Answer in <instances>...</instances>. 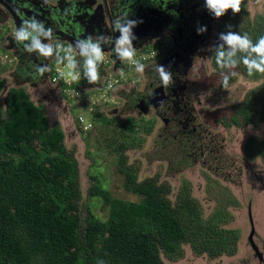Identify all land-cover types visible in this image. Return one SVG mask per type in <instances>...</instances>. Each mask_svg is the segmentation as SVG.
Instances as JSON below:
<instances>
[{
    "label": "trees",
    "instance_id": "16d2710c",
    "mask_svg": "<svg viewBox=\"0 0 264 264\" xmlns=\"http://www.w3.org/2000/svg\"><path fill=\"white\" fill-rule=\"evenodd\" d=\"M243 33L253 41L264 35L255 30ZM241 55L237 52L236 58ZM237 69L246 74L242 64ZM53 76L62 90L79 92L81 82L67 85L58 72ZM251 78L259 80L264 75ZM210 79L209 85L221 84L218 73ZM4 86L0 78V264H165L163 255L173 259L184 243L209 255L235 250V232L204 220L185 184L180 183L173 199L170 182L158 177L160 173L140 179L138 170L126 164L124 152L143 141L139 124L143 122L149 132L155 118L115 115L112 138L106 134L109 129L97 124V110L92 111L96 117L88 120L85 129V120L77 115L81 132L93 130L94 123L104 127L101 132L109 138L108 149L118 154L116 171L123 177L124 190L135 196L128 200L116 197L102 186L98 175H91L94 183L88 196L100 199L107 216L94 213L93 204H87L83 214L78 164L65 148L62 127L50 125L43 105L36 104L25 89L11 86L2 95ZM234 106L227 123L264 122V82ZM103 120L106 125L112 122L107 116ZM250 141L248 147L253 151L256 141Z\"/></svg>",
    "mask_w": 264,
    "mask_h": 264
},
{
    "label": "flooded vegetation",
    "instance_id": "af4514ba",
    "mask_svg": "<svg viewBox=\"0 0 264 264\" xmlns=\"http://www.w3.org/2000/svg\"><path fill=\"white\" fill-rule=\"evenodd\" d=\"M160 1L162 2L158 3V0H86L85 3H82L84 0H0L3 4V6L0 4V22H4L6 19L12 21L9 18L12 12H25L29 16V20L34 18L43 25V30H35L34 36L40 44L50 45L53 48V54L51 57H43L36 51L35 55L38 56L41 67L46 66L49 60L63 57L64 51H68L70 46L66 40L68 38L75 40L78 35L84 36L86 39L81 38L91 42L94 46L97 42V47L100 50L111 48L110 52L103 51L104 61L99 69L100 81L96 85L103 87L104 82L106 86L108 80L112 84L113 87L112 90H109L108 97L111 96V99H114L117 105L110 111L112 110L113 115L117 114L120 118L145 116L142 112L139 113L137 105L142 100L145 102H149L150 99L158 100L159 103L155 107L148 106L146 115H148V118H155L156 120L152 131L160 140L157 145L161 147V152L165 154H161V156L166 158L168 169L175 168L174 176H176L180 175L178 170L180 166H183V168L185 165L190 164L196 166L198 160L204 162L202 157L206 152H217L222 147L221 141L226 142V132L228 133L230 130L228 128L231 126L234 129L238 125L233 122L227 123L228 119L224 117H218L224 118L218 122L216 121L217 117L213 120L212 111H216L219 106L228 111L229 109L233 110L234 105L242 101L244 96L240 100L241 92L223 93L221 90L204 92L198 88L202 83L203 73L206 72L204 75L209 78L208 76L212 71L211 67L216 63L215 50L212 51L211 49L216 44L223 43L218 40V34L227 32L229 29L227 26L232 25L231 19L228 22L227 14L219 19L213 18L203 7L204 0ZM27 3L34 6L36 10L32 6L29 7ZM245 3L244 0L240 13L243 12ZM157 4L161 5L162 11H164L160 12L159 15L162 22L158 23L156 19H140L137 24L139 31L137 33L133 32L136 37L133 40L136 59L146 66L144 73H137L130 62L119 61L115 58L116 53L113 51H115L120 33L118 30H113V21L125 14H128L127 18L131 19L134 7L140 10L155 9L153 7H157ZM192 6H198L195 8V12H193ZM179 8H182L181 13L191 14L185 19L186 24L190 27L185 32L186 40L177 33L175 35L176 25L179 21L177 11ZM236 20L241 23L239 18H236ZM79 23L86 26L84 33L83 30L80 33L78 32L76 26H80ZM198 26H206V31L198 35L196 32ZM49 29H51V33L46 34ZM93 32L96 33V42ZM78 46L84 51L90 50L85 43L78 44ZM180 46L189 47L182 54L185 55L188 51L184 57L176 52L177 50L181 51ZM146 53L149 59L142 58L141 55L146 56ZM175 53H177L175 61L167 62L174 57ZM8 54L7 62H10L9 60L13 57L11 52H8ZM40 57L43 59L42 61ZM114 59L116 60L115 63H113ZM19 60L22 63L18 61L14 74H11L12 71L3 72L4 75L0 74L5 87L11 85V81L14 79H24V72L17 69L20 66L25 68L26 66L23 64L26 62L23 61L22 57H19ZM166 62L168 66H166ZM1 64L3 65L1 68L3 71L6 64L2 62ZM115 64H117L116 68ZM154 64L162 65L172 73L173 83L168 88L158 86V79L152 68ZM47 68L46 72L42 75L39 74L38 79L40 81L37 82L39 84L36 87H28L36 94L41 92L46 84L44 89L46 93L42 94V99H47L52 104L57 102V106L62 103L59 98L65 99L64 92L57 93L52 89L51 66L47 65ZM80 79L84 81L86 77L83 75ZM85 87H91V85L85 84ZM95 89L99 90L98 87H95ZM159 100H162L161 103ZM69 120L75 122L71 113ZM210 122L217 124V126L213 127ZM218 132L220 134L216 137ZM171 164L173 165L171 166ZM170 181L172 180L170 179ZM251 220L249 217L250 231L247 236V244L252 249L253 254H255V250L252 244L258 248L263 260L261 261L256 254L254 256L258 260L257 264H264V243L256 242L255 239L259 235L254 229L253 220L252 222ZM251 231H253V243L249 240Z\"/></svg>",
    "mask_w": 264,
    "mask_h": 264
},
{
    "label": "rangeland",
    "instance_id": "374dc122",
    "mask_svg": "<svg viewBox=\"0 0 264 264\" xmlns=\"http://www.w3.org/2000/svg\"><path fill=\"white\" fill-rule=\"evenodd\" d=\"M245 1L242 13L233 15L231 10L227 13L228 22L231 19L232 24L230 30L239 33L250 30L254 32L255 30L264 33V20L261 19L264 16V5L256 4L255 0ZM235 17L239 18L241 23H238ZM3 48L4 46L0 45L1 56L5 52ZM54 65L57 67V72L63 73L66 82L72 79L73 72H78L80 78L85 72L83 68L69 69L67 64L63 63ZM2 67L3 65L0 62V69ZM211 69L209 78L204 75L206 72L203 73L202 83L198 86L204 92H210L211 90H221L223 93L241 92V100L243 96L244 99L248 98V94L252 90L259 89L260 84L264 82V78L252 79L236 68V75L232 77L233 81L229 85V90H226L221 87L220 82L209 84L212 82L211 76L218 73L219 78H222L223 72L227 70H222L217 65H214ZM3 72L6 71L1 69L0 74L4 75ZM13 81L19 85L23 83V80L14 79ZM13 81H11L12 84H15ZM57 83L59 81H53V88H56V90L59 88L62 91L61 85H57ZM6 87L2 90L3 94L6 92ZM27 87L26 85L25 88L27 89ZM45 87L46 84L43 86L40 95L38 94L40 92L35 94L33 90H30L29 95L34 98L33 101L36 99L41 105H43V100L47 101L38 99L46 93ZM60 91L58 90L57 93ZM78 91L76 93L72 89H67L65 91L67 98L65 99L68 102L64 100V104L71 111L75 122L69 120L70 113H68V109L64 110L60 106L62 103L56 106L57 102H55L56 104L46 102V113L51 126L56 124L62 127L65 132V148L73 154L77 161L81 192L80 210L84 214L86 205L93 204L91 206L93 212L105 218L107 212L102 209L100 199L88 196V188L94 183L91 175H98L102 186L114 196L126 200L135 198L133 194L124 190L123 177L116 171L118 154L114 153L115 151L111 152L112 147L108 149L109 138L103 136L101 132L104 129L103 126H105L106 129H109L106 134H110L113 138L115 130L111 128L116 122L114 116L119 115H113L110 109L114 108L117 103L114 99H111V96L108 97L109 91L106 89L97 91L91 87H81ZM94 110H97L98 121L96 122L98 125H103L101 126L102 129L97 125L94 126L96 124L94 123L93 130L81 132V127L76 122L77 115H82V119L85 120L82 122L85 129L88 120L93 116L96 117V112H92ZM108 111L110 112L108 113ZM227 111V109L219 106L216 111H212V119L214 120L216 117L228 119V115L234 113V107L233 110L229 109ZM99 112L110 118L112 122L107 123V125L104 124L103 119L105 117ZM144 115L142 117L148 119V115ZM143 124V122L139 124L138 128V135H142L143 141L140 146L124 152L126 164L138 170L140 179L152 177L156 172L160 173L158 177L162 180L165 178L170 181L171 179L172 186L170 185L169 197L173 199H175L180 183L185 184L188 188L187 194L199 205L198 209L204 220H213L214 225L216 224L223 230L233 231L238 236V239L234 242L235 250L233 252L211 256L197 251L190 243H184L181 245V253L178 256L169 259V257L163 255V262L165 264H257L258 260L247 244V236L250 231V212L254 229L259 235L255 240L258 243H264V122L259 121L256 125L253 123L239 124L234 129L230 126L228 128L230 130L228 133L226 132V142L221 141L222 147L217 152H206L202 157L204 162L198 160L196 166L192 164L185 165L184 168L180 166L178 169L180 175L176 176H174L175 168L168 169L166 158L161 156V154H165L161 152V147L157 145L160 140L155 132L152 130L145 131ZM210 124L213 127L217 126L212 122ZM219 134L220 132L217 133L216 137ZM251 139L256 141L253 151L248 147L251 146ZM167 180L164 181L168 182Z\"/></svg>",
    "mask_w": 264,
    "mask_h": 264
},
{
    "label": "clouds",
    "instance_id": "9594fccd",
    "mask_svg": "<svg viewBox=\"0 0 264 264\" xmlns=\"http://www.w3.org/2000/svg\"><path fill=\"white\" fill-rule=\"evenodd\" d=\"M243 3L244 0H204L203 7L212 15L213 18L219 19L222 16L226 15L229 10H231V13L233 15L240 13ZM255 3L264 5V0H255ZM127 17L128 14H125L124 16L118 17L113 21V30H118L120 33L119 39L116 43L115 58L119 61L130 62L134 66L137 73H144L146 66L140 60L136 59L135 47L133 46V40H135L136 37L132 29L137 25L138 21L128 19ZM227 27L229 28L227 32L218 34V40L222 41L223 43L216 44L211 50H215L214 52L216 65L222 70H227L222 74L221 87L223 89L229 90V81L233 76L236 75L235 69L240 64H242L246 69V74L248 77H253L256 74L264 75V35H260L255 41H253L252 37L249 36L248 33L241 34L239 32H233L230 30V25ZM29 29H32L33 31L40 29L42 31L43 25L38 23L34 18L31 20L23 19L21 21L19 29L13 34L14 38L18 42H22L31 37L32 44L30 46L25 45L26 50L30 52L33 49H36L43 57H51L53 54V48L47 44H40L39 40L36 39V37L33 35V32L29 31ZM205 31L206 26H198L196 28V32L198 35L203 34ZM50 33L51 29H49L48 33L46 34ZM224 45H227L226 49L224 48ZM66 52L67 50L64 51L63 57H58V60H56V62L51 65V84L53 83L52 77H54V73L57 72V67L54 64L58 63L67 64L69 69L76 70L78 68H83L85 70L84 76L86 77V80L84 81L80 79V75L78 72H73L72 74V81L81 82L80 87L82 88L85 87V84H96L100 81L101 75L98 69V63H103L104 53L101 52V50L97 46L90 47V55L83 62H78L76 59V55L70 50H68V52L72 56L69 55L68 57H66ZM237 52L242 53V55L238 59L236 58ZM7 54L8 52L5 51V54H3V59L7 60ZM0 62L2 61L0 60ZM115 62L116 60L114 59L113 63ZM152 68L156 73L158 86L168 88L173 83L172 73L166 70L164 66L154 64ZM47 70V66L38 68V71L41 75ZM59 77H63L64 81L65 77L63 76V73H59ZM95 87H92L91 85L92 89H95ZM109 87H111V85H109ZM98 89H106L107 91L110 90L105 87L104 82L103 87L100 86L98 87ZM62 91L65 93L66 89Z\"/></svg>",
    "mask_w": 264,
    "mask_h": 264
},
{
    "label": "water",
    "instance_id": "95a60500",
    "mask_svg": "<svg viewBox=\"0 0 264 264\" xmlns=\"http://www.w3.org/2000/svg\"><path fill=\"white\" fill-rule=\"evenodd\" d=\"M86 2V0H84V2H82V3H85ZM162 1H160V0H158V3H161ZM0 4H1V6H3V4H2V2H0ZM27 5H28V3H27ZM76 5V4H75ZM158 5V4H157ZM29 7H31L32 5H28ZM198 6H192V10H193V12H195V8H197ZM32 8L34 9V10H36L35 9V7L34 6H32ZM153 8H155V9H152V8H150V9H144V10H140V9H136L135 7L133 8V16H131V19L132 20H136V21H140V19H156V21L158 22V23H161L162 21L159 19V15H160V12H164V11H162V6L161 5H158L157 7H153ZM152 9V10H151ZM185 9H187V8H185ZM180 10H182V8L180 9H177V11H178V13H179V15H178V18H179V21H178V23H177V25H176V29H175V35H176V33H177V35H180V36H183L184 37V40H186L187 39V37H186V34H185V32L190 28L187 24H186V22H185V19H186V17L188 16V15H191V14H188V15H186L184 12H182L181 13V11ZM9 11V10H8ZM86 13H88V12H86ZM89 14V13H88ZM86 15V14H85ZM12 21H8L9 19H6V21H4V22H0V45L1 46H4V48L3 49H5V51H7V52H11V54H12V60L16 63V61H17V63H16V67H17V64H18V61H20V63H22V61L21 60H19V57L21 58H23V61H25L26 63L25 64H27V65H25V64H23L24 66H26V68H21V66H20V68H19V70L20 71H24V70H26V72L30 75V76H32V79L34 80V81H37V82H39L40 80L38 79L39 77L38 76H40L39 74V71H38V68L39 67H41V62L40 61H38V56L37 55H35L37 52H38V50H36V49H33L32 51H28V50H26V48H25V45H31L32 44V38L31 37H29V39H27V40H24V41H22V42H18L15 38H14V32L15 31H17L18 29H19V27H20V25H21V21L23 20V19H28L29 20V16H27L26 15V13L25 12H18V13H15V12H12L11 13V16L9 17ZM80 24V26H76L77 27V29H78V32L80 33V32H82V30H83V33L85 32V29H86V26L85 25H81V23H79ZM138 24V23H137ZM92 25V24H91ZM93 26V25H92ZM29 31H32L33 32V35H34V33H35V31H33L32 29H29ZM132 31L133 32H138L139 31V28H138V26L136 25L133 29H132ZM93 35H94V39H95V42H96V33H94L93 32ZM73 37H75V36H73ZM81 37H84V36H80V35H78L77 36V39H76V37H75V40H73V39H70V38H68V40H66L68 43H69V50L71 51V52H73L75 55H76V59H77V61L79 62H83L84 60H86L88 57H89V55H90V50H88V51H84V50H82L79 46H78V44H84L85 43V45H87L89 48L91 47V46H94L91 42H88V41H85V40H83V39H86L85 37L82 39ZM180 39V38H179ZM97 42L95 43V45L97 46ZM188 46H189V44H188ZM188 46H180L181 47V51L179 52L178 50L176 51V52H178V53H180V55H182L183 53H184V51H186V50H188ZM112 47V46H111ZM185 48H187V49H185ZM37 51V52H36ZM107 52V51H111V48H109V49H107V50H101V52ZM113 52H115V51H113ZM112 52V53H113ZM188 52V51H187ZM187 52H186V54H187ZM185 54V55H186ZM20 55V56H19ZM35 55V56H34ZM185 55H182L183 57L185 56ZM177 57V53H175V55H174V57H172L170 60H168L167 62H170V61H175V58ZM40 60L42 61L43 59L40 57ZM56 60H58L57 58H54V59H52V61H50L49 60V62L48 63H46V66L47 65H49V66H51L53 63H55L56 62ZM166 62V66H168V63ZM102 64H99L98 63V69H100V66H101ZM116 65L117 64H115V68H116ZM36 67V68H35ZM60 83H57V85H59ZM90 85H92V86H97V87H100V85H96V84H90ZM159 94V93H158ZM160 101V103H161V101L162 100H159ZM159 102H158V100H153V99H150L149 100V102H145L144 100H142L138 105H137V107H138V109H139V113H143V114H146L147 113V109H148V106L149 105H152L153 107H155L157 104H158ZM249 217H250V220H251V214L249 213ZM251 222H252V220H251ZM252 234H253V231H251V233H250V235H249V240H250V242L251 243H253L252 242ZM252 246L254 247V250H255V254H256V256H258L259 258H260V260L262 261L263 259H262V255H260V253L258 252L259 250H258V248L254 245V244H252Z\"/></svg>",
    "mask_w": 264,
    "mask_h": 264
},
{
    "label": "crops",
    "instance_id": "0c3cea01",
    "mask_svg": "<svg viewBox=\"0 0 264 264\" xmlns=\"http://www.w3.org/2000/svg\"><path fill=\"white\" fill-rule=\"evenodd\" d=\"M4 54H5V52H4ZM0 60L2 61V63H4V64H6V68L4 69L5 71H12L11 72V74H14V71H15V69H16V63L12 60H10V62H7V60H5V59H3V55L1 56L0 55ZM26 68V67H25ZM18 71H19V68L17 69ZM24 72V74H25V76H24V79H21V80H23V83H21L22 85H19V84H17V83H15V84H12L11 86H15V87H21V88H23V89H25L26 91H27V93L28 94H30V90L31 89H29V87H36V85H38L39 83H37V81H34L33 79H32V76H30L27 72H26V70H24L23 71ZM26 85L27 86H29V87H27V89L25 88L26 87ZM52 85H53V83H52ZM51 85V87H52V89L54 90V91H60V89L59 88H57V90H56V88H53V86ZM10 87V86H9ZM54 87H57V86H54ZM92 87H95V85L94 86H92ZM4 88H5V86H4ZM6 88H8V87H6ZM61 92V91H60ZM43 93V92H42ZM2 95H3V93H1ZM39 95L41 94V92L40 93H38ZM41 97V98H40ZM38 99L39 100H42V96H40ZM59 98V97H58ZM32 100L34 99V98H31ZM61 101H62V108L64 109V110H66V109H68V108H66V106H65V102H63V100H66V99H61V98H59ZM36 100V99H35ZM34 100V102L36 103V104H40L37 100V102ZM47 100V99H46ZM68 101V100H67ZM46 102H48V101H46ZM46 102L43 100V107H44V110L46 111L47 110V106L45 105L46 104ZM49 103V102H48ZM41 105V104H40ZM50 105H52V104H50ZM53 106V105H52ZM68 113H71V111L68 109ZM72 114V113H71Z\"/></svg>",
    "mask_w": 264,
    "mask_h": 264
},
{
    "label": "built area",
    "instance_id": "2783aa9c",
    "mask_svg": "<svg viewBox=\"0 0 264 264\" xmlns=\"http://www.w3.org/2000/svg\"><path fill=\"white\" fill-rule=\"evenodd\" d=\"M66 57H68L69 55H71L68 51L66 52ZM72 56V55H71ZM142 56V58L143 59H149L148 58V54L146 53V56H143V55H141ZM131 64V63H130ZM72 80V79H71ZM70 80V81H71ZM53 81H57L56 79H55V77H52V82ZM64 81L66 82V80L64 79ZM70 81H67L66 83L68 84V85H70L71 83H76V82H70ZM109 85H112L111 83H109V80H108V82H107V85L105 86L107 89H111L113 86H111V87H109ZM80 118V117H79Z\"/></svg>",
    "mask_w": 264,
    "mask_h": 264
}]
</instances>
